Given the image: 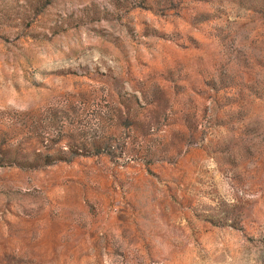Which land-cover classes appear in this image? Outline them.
Wrapping results in <instances>:
<instances>
[{
  "label": "rangeland",
  "instance_id": "1",
  "mask_svg": "<svg viewBox=\"0 0 264 264\" xmlns=\"http://www.w3.org/2000/svg\"><path fill=\"white\" fill-rule=\"evenodd\" d=\"M0 264H264V0H0Z\"/></svg>",
  "mask_w": 264,
  "mask_h": 264
}]
</instances>
